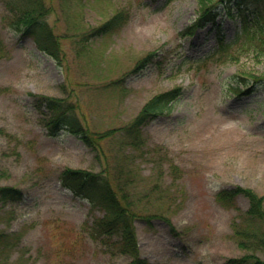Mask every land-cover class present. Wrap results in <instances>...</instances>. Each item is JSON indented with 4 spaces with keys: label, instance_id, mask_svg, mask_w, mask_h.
Here are the masks:
<instances>
[{
    "label": "rangeland",
    "instance_id": "1",
    "mask_svg": "<svg viewBox=\"0 0 264 264\" xmlns=\"http://www.w3.org/2000/svg\"><path fill=\"white\" fill-rule=\"evenodd\" d=\"M46 2L62 65L8 26L0 0V188L18 189L0 190V230L13 235L0 264L134 263L120 234L94 233L105 211L62 184L71 168L130 178L144 264L264 261V223L246 215L247 198H220L236 186L264 197V55L213 58L215 24L194 23L208 7L232 41L240 26L233 0ZM118 10L127 16L116 30L89 35ZM176 87L139 141L125 133L146 101ZM59 98L90 133L111 135L91 143L55 125Z\"/></svg>",
    "mask_w": 264,
    "mask_h": 264
},
{
    "label": "trees",
    "instance_id": "2",
    "mask_svg": "<svg viewBox=\"0 0 264 264\" xmlns=\"http://www.w3.org/2000/svg\"><path fill=\"white\" fill-rule=\"evenodd\" d=\"M9 13L5 16L7 23L13 29L24 34H31L36 39L40 49L53 57L59 65L65 61L64 50L59 36L54 32L53 26L48 21L51 8L46 0H5ZM174 0H167L170 3ZM208 0H199V2ZM237 7V16L240 21L237 35L232 41H227L221 27L216 25V50L211 55L222 61L234 59L237 55L256 54L264 55V0H233ZM202 14L195 20L200 23L210 20L215 23L216 12L203 6ZM202 8V9H203ZM126 12L116 11L112 16L93 27L89 35L102 36L110 34L118 28L126 19ZM238 94H247L251 87L246 89L234 88ZM180 88L166 90L155 94L146 101L137 115L125 127V133L131 136L134 141H139L140 127L154 115L165 110L169 102L176 98ZM55 102V103H54ZM51 107L56 110L57 119L55 125L67 127L69 131L87 142L93 143L95 139L101 140L111 135L112 130L103 133L92 134L82 124L76 115L73 104H67L63 99H55ZM139 143H137L138 145ZM99 145V144H98ZM63 185L71 189L76 195L91 199L100 205L105 214L95 226L94 233L98 235H121V249L133 256L132 264H144L143 258L136 256V238L131 225V197L129 190L132 182L128 177L109 176L107 173H98L82 168L67 169L61 174ZM2 194H17L18 189L13 187L0 188ZM237 196L247 198L249 208L246 215L249 219L264 223V197L258 195L253 189L236 186L233 189H225L220 192L221 200H233ZM13 235L0 230V251H5L12 241ZM237 262V260H232ZM237 264H240L237 262ZM254 264H264V261L257 258Z\"/></svg>",
    "mask_w": 264,
    "mask_h": 264
}]
</instances>
